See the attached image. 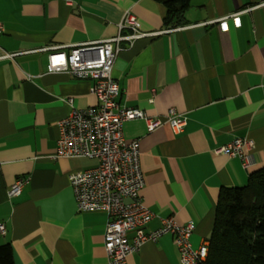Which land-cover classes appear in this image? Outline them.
<instances>
[{"label": "crops", "instance_id": "obj_1", "mask_svg": "<svg viewBox=\"0 0 264 264\" xmlns=\"http://www.w3.org/2000/svg\"><path fill=\"white\" fill-rule=\"evenodd\" d=\"M127 11L152 35L117 56L119 105L163 121L175 109L188 121L181 134L166 123L153 131L143 120L124 125L125 141L138 142L141 196L154 214L146 231L163 219L192 223L193 247L209 244L220 191L264 168V0H191L186 24L175 28L164 25L167 9L154 0H0V244L11 245L14 264H107V215L78 212L69 179L98 161L52 159L59 122L71 112L65 100L97 105L91 83L49 73L48 52L6 55L116 37ZM235 138L254 143L250 170L215 152ZM20 177L28 182L10 199ZM127 264L181 262L166 234Z\"/></svg>", "mask_w": 264, "mask_h": 264}, {"label": "built area", "instance_id": "obj_2", "mask_svg": "<svg viewBox=\"0 0 264 264\" xmlns=\"http://www.w3.org/2000/svg\"><path fill=\"white\" fill-rule=\"evenodd\" d=\"M151 35L142 32L136 16L127 11L116 37L74 46H49L8 54L6 58L48 52L49 73H64L91 83L97 105L80 109L74 106L72 98L65 100L71 112L59 122L60 137L52 159L89 158L98 161L95 168L74 172L69 179L78 212L98 211L107 215L104 237L107 264H127L128 258L144 244L166 234L172 235L181 264H200L207 258L208 244L193 247L191 238L195 224L181 226L172 219H163L161 228L150 233L146 231L154 214L144 206L141 196L145 180L139 146L136 140L127 143L124 138V125L132 120L145 121L149 131L166 123L175 134L183 133L187 126L186 116L175 109H171L163 121L140 109L121 107L118 103L121 91L112 74L117 56L125 46ZM253 147L252 141L235 138L215 152L239 158L243 168L250 170L253 163L249 152ZM27 182L25 177L17 178L8 190L9 198L20 197ZM5 234L6 227L0 223V235Z\"/></svg>", "mask_w": 264, "mask_h": 264}, {"label": "trees", "instance_id": "obj_3", "mask_svg": "<svg viewBox=\"0 0 264 264\" xmlns=\"http://www.w3.org/2000/svg\"><path fill=\"white\" fill-rule=\"evenodd\" d=\"M154 1L167 9V28L186 24L191 0ZM0 264H14L9 243L0 244ZM200 264H264V168L252 172L246 185L220 191L208 255Z\"/></svg>", "mask_w": 264, "mask_h": 264}]
</instances>
